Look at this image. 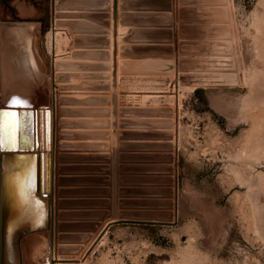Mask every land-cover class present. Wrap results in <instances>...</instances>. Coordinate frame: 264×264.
I'll list each match as a JSON object with an SVG mask.
<instances>
[{
  "label": "rangeland",
  "instance_id": "obj_1",
  "mask_svg": "<svg viewBox=\"0 0 264 264\" xmlns=\"http://www.w3.org/2000/svg\"><path fill=\"white\" fill-rule=\"evenodd\" d=\"M50 16L49 0H0L4 54L12 51L9 32L19 29L42 70L29 78L43 84L28 92L33 106L42 105L38 94H47L51 75L52 59L42 67ZM180 19L182 58L163 88L170 117L180 116L181 152L167 161L168 171L176 166L178 221L147 237L127 230L106 244L119 264H264V0H180ZM1 89L0 107L14 97Z\"/></svg>",
  "mask_w": 264,
  "mask_h": 264
},
{
  "label": "crops",
  "instance_id": "obj_2",
  "mask_svg": "<svg viewBox=\"0 0 264 264\" xmlns=\"http://www.w3.org/2000/svg\"><path fill=\"white\" fill-rule=\"evenodd\" d=\"M78 4L63 11L68 14L66 20L79 22L83 28L77 34L68 26L58 27L57 29L67 38V43L61 44L60 51L57 50L54 40V45L51 43L52 47L49 46L48 34L52 31L48 30L50 26L45 31L42 30L43 46L46 50V60L42 66L44 70L47 71L46 62L52 59L53 55L55 59L58 58L57 60H68L83 65L69 67V70L65 71L69 75L67 80L56 83L60 95L73 100L63 106L58 105L56 101L55 105L56 168L52 207L56 226L61 222L59 211H64L66 218L63 221L75 225L66 233L90 237L95 235L96 238L91 240L86 256L78 263L75 262L78 260V253L61 254L57 251L55 253L51 230L34 232L33 235L19 232L17 240L19 264L43 261V255L46 254L48 247H52V252L50 251L52 255L58 256L61 260H69L56 264H119L118 255L113 254L114 251L110 250L112 246L106 244V240L111 241V237H117L127 230L136 236L139 234L147 237L154 228L169 226L135 217L146 213L147 218L150 217L148 213L162 211L165 201L169 199L166 195L170 188L168 183L171 175L167 169L170 164L167 163L169 157L164 156L170 155L171 142L176 144V151L181 152L180 116L178 122L175 116L170 117L174 119L176 125L167 128L158 122L169 118L148 115L138 110L172 105L168 102L167 91L163 88L168 85L169 74L179 67L182 58L180 0H117L119 96L115 109L112 99L113 0H81ZM18 24L43 29L41 22ZM94 27L106 29L107 33L98 32ZM75 35L87 39V43L75 48L73 44ZM169 36H172L173 43L177 44V58L137 56L140 55L139 49L124 48L129 45L164 44ZM106 37L109 38L108 46L106 39H98ZM74 50L83 54L78 58H72L71 52ZM128 51H135L137 54ZM105 53L109 55L108 60ZM106 66L108 69L104 70ZM14 72L13 76L7 78L5 90L18 96L23 88L25 89L27 82L19 72L15 70ZM100 73H107L109 78L96 77ZM2 75L1 67L0 77ZM1 80L0 87L2 86L4 90ZM15 80L20 82L19 86ZM27 85L29 89L38 85L34 87L35 91L36 88L40 91L43 89L41 81L38 84L29 81ZM59 85H66V89L60 90ZM44 90L47 91L45 96L49 100L47 106L53 110L52 75ZM7 99L10 100V97ZM59 107L69 112L61 115ZM60 121H68V124L62 125ZM170 131L176 136L172 140L167 139ZM60 133L67 135L62 137ZM62 142L69 144L66 150L58 148V144ZM61 154L66 155L63 161H59ZM60 167H63L61 171ZM59 178L63 180L60 182ZM59 189L65 190L63 196L58 195ZM60 201L63 202L62 206L59 205ZM51 203L53 204L52 200ZM114 208L116 218L112 219ZM2 210L4 218L7 216L9 221L12 209L6 205ZM102 225L104 226L101 230ZM55 230L59 233L57 229ZM72 245L79 244H67ZM81 245L85 247L87 244Z\"/></svg>",
  "mask_w": 264,
  "mask_h": 264
},
{
  "label": "water",
  "instance_id": "obj_3",
  "mask_svg": "<svg viewBox=\"0 0 264 264\" xmlns=\"http://www.w3.org/2000/svg\"><path fill=\"white\" fill-rule=\"evenodd\" d=\"M79 1L81 0H49V5H50V25L51 29L55 32V30L58 27L62 26H68L74 33L79 34L82 30V25L79 22L76 21H68L66 18L68 17V14L65 13L63 10L71 7V6H78ZM113 31H112V37H113V57H112V99H113V107L114 109L117 106L118 102V91H117V0H113ZM107 27V25H106ZM94 29L98 32L101 33H107L106 29L102 28H97L94 27ZM97 38H91V40H94ZM98 39H106V44L108 46L109 38H98ZM172 36H169V39H167L166 43L164 44H151V45H139V46H126L127 50H134V49H139L140 55L137 56H154V57H174L176 56L177 48L175 45L172 43ZM87 43V39L83 38L80 35H75L73 37V44L75 48H78L81 44ZM132 54H135V51H128ZM83 53L77 50H74L71 52V57L72 58H78L82 55ZM137 54V53H136ZM107 58L109 59L108 53L104 54ZM48 67H50L51 70V75H52V86H53V101H54V108L52 110V115H53V125H52V130H51V110L50 108L45 109V124L43 126V109L41 108L39 112V136H40V149H44L43 147V131L45 128V141H46V147L50 148V142H51V150L46 152L45 155V160H46V193L44 194L46 197H50V199L53 201L54 205V187H55V146H56V129H55V119H56V100L58 98V92L57 91V86L56 83H61L65 82L67 78L69 77L68 74L65 73L66 70H69V67L72 66H83L82 64L74 63L72 61L68 60H57L55 59V56H52V60H50L47 63ZM108 69L104 68V70ZM85 76V75H81ZM98 78H109V75L107 73H100V75L96 76ZM108 86L109 83H106ZM60 90H65L66 85H59L58 87ZM73 100L70 98H67L66 96L59 97V101H61L62 104L68 103V101ZM15 112V109H4L2 111H10ZM139 112H144L147 113L148 115H154V116H160V117H166L169 119H166L164 121H159L158 123L162 124L163 127L167 128H172L175 124V121L173 119H170V116H173L175 111L170 108V107H158V108H144L141 110H138ZM62 112H69V110L63 109ZM29 111L27 115V124H28V136L29 139L30 135L33 134V120L31 118L33 117ZM37 111L35 112V114ZM3 121H0V131H4V124ZM37 121V120H36ZM62 125L68 124V121H60ZM67 133H60V136H66ZM52 136V137H51ZM175 137V134L173 131H170L169 136L167 139H173ZM52 138V141H51ZM23 137L20 134L19 138V145L21 146L22 144ZM9 144V143H8ZM19 146V147H20ZM36 146H37V123H36ZM69 146L67 143H59L58 148L60 150H66V148ZM170 146V155L166 156L169 157L170 163H174L177 160V155H176V148L177 146L172 142L169 144ZM48 148V149H49ZM21 150V148H18ZM28 150V149H27ZM33 150V147H32ZM175 151V152H174ZM174 152V153H173ZM31 156L36 158L37 166H38V181H39V189L41 190L42 187V174H43V166H44V156H43V151L41 153H32L28 152ZM16 154V153H15ZM23 154V153H20ZM38 154V155H37ZM66 158V155L61 154L59 155V161H63V159ZM4 159V160H3ZM11 161L12 163H9ZM27 160H22L20 161V166H15L14 160H13V155L10 154H0V164H1V169H0V201H1V209H0V264H8V255H7V249H6V232L8 229V222L7 221V216L4 218V211L2 210L3 206L8 205V208L14 209V203L16 204V199L14 192L11 193L9 192V182H11V176L17 173H21L25 169ZM4 162V163H3ZM3 163V164H2ZM63 167L59 168V171H61ZM176 173V166L171 165L169 174H172V176L169 178V183L168 185L170 188L167 190L168 194L166 197L169 199L165 201V206L162 207V211H154L152 213H148V216L150 217H145L146 213H141L140 217H135V219H150L153 220L154 223H163V224H175L178 221V180L176 177H173V174ZM12 176V178H13ZM63 178H59V181L61 182ZM173 186H175L173 188ZM44 190V189H43ZM65 190L64 189H59L58 190V195L63 196ZM44 193V191H43ZM59 205H63V202L60 201ZM113 214H112V219L116 218V213H115V208L113 209ZM139 216V215H138ZM123 217V216H122ZM66 218V213L64 211H59V219H61V222L57 223L56 226V221H55V214H54V207L52 208V213H51V221H50V226H48L46 229L51 230L52 232V238H53V248L55 252H59L61 254H80L81 257H84L85 253L88 251V248L91 245V240L93 238L95 239V235L93 237H90L88 235H72L70 233H66L70 230L75 225L66 223L63 221ZM123 218H131L129 216H124ZM104 225L100 226L101 230ZM99 228V229H100ZM109 228V226H108ZM107 228V229H108ZM59 231V233H56V230ZM106 229V230H107ZM20 234H24L28 232V226L26 225L22 230H20ZM61 232V233H60ZM105 233V231H104ZM103 233V234H104ZM99 234V233H97ZM102 234V235H103ZM19 237V234H18ZM59 242V244H58ZM70 243H78L79 245H72V246H67V244ZM86 243L87 245L85 247H82L81 244ZM57 256L53 254V259L51 264H55V262H63V261H69V260H61L57 259L55 260ZM8 261V262H7ZM20 261H17L12 264H19ZM11 264V263H10Z\"/></svg>",
  "mask_w": 264,
  "mask_h": 264
},
{
  "label": "bare ground",
  "instance_id": "obj_4",
  "mask_svg": "<svg viewBox=\"0 0 264 264\" xmlns=\"http://www.w3.org/2000/svg\"><path fill=\"white\" fill-rule=\"evenodd\" d=\"M18 30L14 29L15 32L10 31L8 34V37H9L8 44H10V47L12 48V51H11V54H9V57H7L6 53L4 54L5 46H4V43L2 42L3 40L6 41V38H3V36L0 35V65L2 66V68H3V63H4V71L2 75V77L3 76L4 77H3V80H1L3 83L4 90L2 89V92H4L5 94L7 93V96L9 92L5 90L6 88L5 82L7 78L12 75L14 70L17 71V73L19 72L20 76L22 77L24 76V80H26L27 83L32 77L37 78V75L39 76L40 74L39 71H42L40 70L41 69L40 64L37 62L36 57L34 55L33 47H32L33 44H31V40L28 37H24V36L23 38H20L21 33L20 34L17 33ZM53 40L56 41L55 43V45L57 44L56 48L58 51H60L61 44H63L66 40L65 35L62 34L61 31L56 29L55 32L53 31L52 33H49V46H51V43L53 44ZM3 55H5V57L2 58ZM2 60H3V63H2ZM15 73L16 72H14V74ZM27 83H26L25 89L22 87L23 90L21 92L19 90L20 95L17 96L13 92L10 93L11 96L22 99L26 103L27 105L26 107L10 108L9 104L0 107V111L4 109H15L16 113L18 114V121L15 124V126L7 118H4V121H3L4 131L2 130L0 131V154L2 153V154L13 155L14 164L17 167L20 166V161L27 160L24 171L21 173L14 174V176L12 175L13 178L11 176V180H10L11 182H9V192L11 193L14 192L16 204L14 203V209H12V216L8 222V225H7L8 229L6 232L7 234H6L5 244H6V249L8 251L7 252L8 259H9L8 260L9 262L7 261L8 264L10 263L12 264V263L19 261L18 260V244H17L19 231L22 230V228H24L27 225L28 226L27 235H30V234L33 235L37 233L38 231L47 232L48 230L46 228L50 226L51 213H52V208H53L52 207L53 204L51 203L50 197L43 198L45 196L44 194L46 193L45 155L47 151L51 150V142H50V148L48 147L49 148L48 149L46 147V141H45V135H44L45 128H44V131H43L44 149L42 148L40 149V136H39V112L42 108L43 109V126H44L45 124V113L44 112L46 108H50V107L47 106V102H46L47 96H45L42 93L38 95V99H37L39 103L42 105L40 106L36 105V107H30L31 105L29 104L33 102L31 100L33 97L28 96V94L31 93L33 91L32 89L38 85L31 86L33 88L31 89L30 87L31 89V92H30V89ZM19 84L20 82L16 85L19 86ZM13 89L15 88L13 87ZM10 100H11V97H10ZM37 100H34V102H37ZM43 100H45L44 101L45 103L43 102ZM29 111L31 112L30 114L33 116L31 118V120H33V134L30 135L31 140L29 139V136H28L29 132H28V124H27V120H28L27 115ZM36 111L37 113L35 114ZM52 116L53 115H52V110H51V130H52V125H53ZM36 123H37V146H36ZM20 134L23 137L21 146L19 145ZM51 141H52V138H51ZM32 147H33V150H32ZM18 148H21V150ZM41 151H43L44 166H43V174L41 178V181H43L42 182L43 188L40 190L39 181H38V169H37L38 166H37L36 158L33 157V155L31 156L28 152L41 153ZM20 153H23V154H20ZM9 163H12V162L9 161ZM1 168L2 167L0 164V169ZM29 181H31V187H29ZM51 248L49 247L47 248L46 250L47 253L45 252L46 253L45 257L43 255L44 259L41 262L42 264H51L52 259H53V255L51 254L52 252ZM57 257L55 258V260L57 259ZM56 263L57 262H55V264Z\"/></svg>",
  "mask_w": 264,
  "mask_h": 264
},
{
  "label": "snow or ice",
  "instance_id": "obj_5",
  "mask_svg": "<svg viewBox=\"0 0 264 264\" xmlns=\"http://www.w3.org/2000/svg\"><path fill=\"white\" fill-rule=\"evenodd\" d=\"M26 103L20 99V98H12L9 102V107H26ZM4 118H7L12 124L15 126V124L18 121V114L11 111H0V121H2ZM29 187H31V181H29Z\"/></svg>",
  "mask_w": 264,
  "mask_h": 264
}]
</instances>
